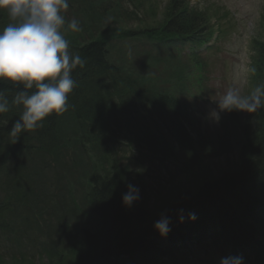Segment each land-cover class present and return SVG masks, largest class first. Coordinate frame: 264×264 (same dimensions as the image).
I'll use <instances>...</instances> for the list:
<instances>
[{"label": "trees", "instance_id": "trees-1", "mask_svg": "<svg viewBox=\"0 0 264 264\" xmlns=\"http://www.w3.org/2000/svg\"><path fill=\"white\" fill-rule=\"evenodd\" d=\"M104 2L93 0L85 17L94 22L111 21L102 16ZM115 6L128 18L137 19V13ZM156 10L157 4H149L145 9L151 16ZM162 14L155 27L125 31L114 37L144 39L163 46L176 41L199 46L207 42L211 34L210 17L206 11L190 6V0H167ZM111 15L112 21L120 20L116 11ZM260 24L264 26V7ZM111 38L106 27L98 38L82 44L74 42L71 46L86 63L72 74L77 84L69 95L70 107L65 113L48 117L42 128L21 134L15 143L8 133L17 114H9L8 124L0 128V173L7 169L12 156L19 159L15 169H23L22 159L33 153L39 157L54 153L57 158L73 146L79 150L77 161L85 162V154L90 156L87 148L93 142L113 145L126 141L127 146L142 149L160 162H168L170 158L177 162L180 158L186 173L201 165L189 110L179 98L188 68L177 63L171 71L164 72L163 78L141 75L110 60ZM251 45L255 56L249 83L264 84L263 37L253 39ZM189 56L194 69H203L205 65L197 55ZM168 83L171 90L164 91L163 85ZM241 120L242 124L233 125L235 144L231 152L237 154L235 168L216 177L202 178L192 190L178 192L165 201V208L155 212L149 208L150 199L145 196H139L130 208L125 207L122 196L127 190L120 189L123 188L121 171L114 164L105 169L104 164H110V154L106 159L104 153L96 155L89 161L88 204L85 203L87 210L75 222L78 233L69 231L71 224L65 223L64 229L59 223L56 230L53 229L57 227L48 226L42 236L35 229L36 236L32 238L31 225L22 219L23 227L15 233L16 241L23 247L14 253L0 250V264H34L35 259L44 258L46 264H220L222 259L235 256L242 257L243 264H264V109L246 113ZM69 127L72 142L61 139ZM2 147L5 152H1ZM27 179L21 183L17 179L19 194L0 184L5 187L4 195L13 194L0 203L1 231L10 228L4 217L11 209L10 204L14 208H26ZM74 185L82 188L84 183L76 181ZM77 201L71 197L68 212L57 208L52 215L58 213L63 218L68 213L75 215L80 209ZM50 206L55 207L53 202ZM28 209L34 213L33 207ZM162 213L170 220V231L164 237L154 230ZM190 213L195 214L194 221L188 219ZM42 238L48 241L43 243Z\"/></svg>", "mask_w": 264, "mask_h": 264}, {"label": "rangeland", "instance_id": "rangeland-1", "mask_svg": "<svg viewBox=\"0 0 264 264\" xmlns=\"http://www.w3.org/2000/svg\"><path fill=\"white\" fill-rule=\"evenodd\" d=\"M145 1L147 3H144L143 0H105L103 4L106 8L102 10V16L111 21L95 20L94 22L85 17L91 3L89 0L86 7L85 0H69V9L64 15L69 21L72 18L77 19L81 27V31L78 33H66V38L70 42V50L75 52L76 49L71 48L74 42L82 44L90 39L98 38L102 30L107 27L112 36L108 43L110 60L126 69L136 70L141 75H151L152 77L161 75L163 78L164 71L166 69L171 71L177 63L192 66L189 58L185 57L183 53L182 60L179 61L175 58L174 52H165L163 49L165 47L159 46L156 42L144 39L139 41L121 40L114 37V35H122L125 31L152 28L160 22L167 0ZM154 2L157 4L156 14L154 16L146 14L145 9L149 4L154 5ZM195 2L201 7L212 6L217 10L219 21L214 24L215 21L212 20L211 23L215 25V36L218 31L222 32L219 39H213L207 46L196 50L200 55V61L205 65L202 79L199 80L192 66L189 72L187 71L184 82L186 88L184 100L191 111V124L193 130L200 135L196 145L200 160H202L201 165L191 173H186L187 170L183 172L185 169L182 164L175 162L174 158H170L168 162H160L156 158H151L142 149H136L133 145L127 146L126 141H119L113 145L107 142L104 144L105 146L101 142L90 143L87 148V150L90 149V156L88 158L85 154V162L77 161L76 155L79 150L74 146L63 150L57 158L54 153L44 158L33 153L27 159H22L23 169H15V162L19 159L12 156L7 169L1 170L0 184L10 187L19 194L17 179L21 183L24 178L29 177L28 185L24 188V199L28 201V204L24 210L14 208L10 204L11 209L7 214H4L5 221L10 228L7 231L0 230V250L14 253L15 250L22 249L23 244L16 241L15 233L22 229V219H27L31 225L32 238L36 236L35 229L42 236L47 233L48 226H51L52 229L57 227L53 229L56 230L59 223L63 224L64 229L65 223L71 224L69 231H74L77 234L79 227L75 222L82 211L87 210L85 203L88 204L86 187L89 181L87 175L89 161L96 155L110 154V164H104L105 169H110L111 164L118 166L123 181V188L120 187V189L127 190L129 184L135 185L139 189V196L150 199L149 208L153 212L165 208V201L170 200L178 192L192 190L202 178L216 177L225 170L235 168L237 154L235 151L231 152V148L235 144L233 125L242 124L241 119L244 113L219 112L217 120V101L230 87L240 88L242 93L246 94L251 88L258 85L252 82L248 86V78L252 58V39L261 35L264 40V26H261L259 22L264 0H192L191 5H194ZM116 4L127 12L137 13V19L123 15L122 10L116 8ZM114 11L119 15L120 20L112 21L114 17L111 14ZM8 22L6 13L0 12V29ZM88 33L90 36L87 35ZM183 50L187 54L188 48L185 47ZM165 61L169 63L165 64ZM197 83H200V87ZM169 86V83L163 85L164 91L171 90L167 88ZM69 129L70 127L65 129L61 139H68V142H72ZM106 140L107 138H105V142ZM2 151L5 152V148L2 147ZM76 181L84 183V186L82 188L75 187L74 182ZM4 188L0 187V203L8 195H13L11 192L4 195L2 190ZM71 197L78 200L76 203L80 207L75 215L68 213L64 218L58 213L52 215L57 208L68 212ZM33 200L34 203H32ZM51 202L54 203V208L50 206ZM29 207L34 208V213L29 211ZM61 218L64 220L57 221ZM11 231H14V234ZM45 241H48V238L43 239V243ZM27 250L29 253L32 252L30 249ZM9 256L10 254L7 255V258ZM37 261L35 259L33 263L46 264L45 258Z\"/></svg>", "mask_w": 264, "mask_h": 264}, {"label": "clouds", "instance_id": "clouds-1", "mask_svg": "<svg viewBox=\"0 0 264 264\" xmlns=\"http://www.w3.org/2000/svg\"><path fill=\"white\" fill-rule=\"evenodd\" d=\"M68 9L69 0H0V12L9 20L0 29V128L8 124L9 114H17L8 133L12 143L70 107L69 95L77 84L72 74L86 61L70 50L66 33H78L81 27L77 19H66ZM217 104V120L219 112L255 113L264 109V84L246 94L230 87ZM138 199L139 189L129 184L122 204L130 208ZM195 218L194 213L188 215L190 221ZM169 225V218L162 213L154 230L164 237ZM220 264H243V258L227 257Z\"/></svg>", "mask_w": 264, "mask_h": 264}, {"label": "bare ground", "instance_id": "bare-ground-1", "mask_svg": "<svg viewBox=\"0 0 264 264\" xmlns=\"http://www.w3.org/2000/svg\"><path fill=\"white\" fill-rule=\"evenodd\" d=\"M181 239H182V240H185V238H184V237H181Z\"/></svg>", "mask_w": 264, "mask_h": 264}]
</instances>
